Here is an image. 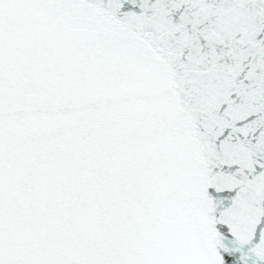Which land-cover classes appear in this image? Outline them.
<instances>
[{
  "label": "snow or ice",
  "instance_id": "obj_1",
  "mask_svg": "<svg viewBox=\"0 0 264 264\" xmlns=\"http://www.w3.org/2000/svg\"><path fill=\"white\" fill-rule=\"evenodd\" d=\"M0 264H264V0H0Z\"/></svg>",
  "mask_w": 264,
  "mask_h": 264
}]
</instances>
